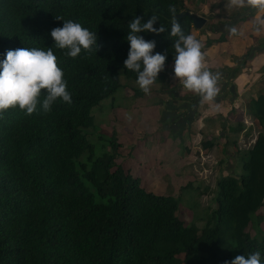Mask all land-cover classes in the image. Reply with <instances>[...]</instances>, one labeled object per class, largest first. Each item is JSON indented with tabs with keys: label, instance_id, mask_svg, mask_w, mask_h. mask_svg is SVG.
<instances>
[{
	"label": "trees",
	"instance_id": "16d2710c",
	"mask_svg": "<svg viewBox=\"0 0 264 264\" xmlns=\"http://www.w3.org/2000/svg\"><path fill=\"white\" fill-rule=\"evenodd\" d=\"M186 3L0 0V62L9 50L52 47L72 96L71 104L58 98L45 113L42 90L32 115L18 106L0 112V264H231L236 256L247 258L256 251L264 264V230L258 238L246 232L264 205L261 96L246 106L256 121L255 139L249 148L234 152L239 172L216 181L214 209L200 228L176 217L178 199L145 191L115 165V140H107V153L97 156L86 139L90 110L112 98L120 87L118 76L137 80L136 73L124 68L129 23L136 17L147 23L156 14L154 27L166 31L138 35L155 42L153 54L166 56L164 68H174L176 38L170 35L168 9L175 6L176 16L187 10ZM55 17L96 33V52L82 49L71 58L66 49L56 48L50 33L63 21ZM177 19L190 34L191 20ZM157 84L168 86L164 70ZM240 127L228 131L234 136Z\"/></svg>",
	"mask_w": 264,
	"mask_h": 264
},
{
	"label": "rangeland",
	"instance_id": "374dc122",
	"mask_svg": "<svg viewBox=\"0 0 264 264\" xmlns=\"http://www.w3.org/2000/svg\"><path fill=\"white\" fill-rule=\"evenodd\" d=\"M186 1L187 6H196V2L188 4L189 0ZM226 75L218 82L221 94L217 97L222 95L221 83H230L228 73ZM171 81L173 91L180 93L178 85L182 83L176 79ZM118 83L120 87L112 98L90 110L92 125L84 130L87 142L98 156L107 153V140H115L119 145L115 165L140 182L145 191L178 199L176 217L184 225L193 222L200 228L214 209L216 181L231 171L232 174L239 172L233 162L238 149L232 144L239 133L235 136L228 133L227 139L221 140L218 129L225 120L221 116L209 127L203 121L198 122L206 109L200 104L198 94L192 99H181L178 94L172 96L167 85L158 84H153L150 94H145L136 82L122 76H118ZM126 114L131 116L130 121ZM233 120L246 127V132L257 129L254 122L246 118L243 122L241 116L240 120L239 117ZM246 132L242 135L249 136ZM242 142L238 144L239 150H243ZM255 217L259 218L258 223ZM255 217L246 232L258 238L259 232L264 230V205Z\"/></svg>",
	"mask_w": 264,
	"mask_h": 264
},
{
	"label": "clouds",
	"instance_id": "9594fccd",
	"mask_svg": "<svg viewBox=\"0 0 264 264\" xmlns=\"http://www.w3.org/2000/svg\"><path fill=\"white\" fill-rule=\"evenodd\" d=\"M228 7L256 10L257 15L252 21L253 30L256 35L264 33V0H228ZM168 10L172 14L170 35L176 38L173 43L174 78L185 89L201 96L204 102L215 104L220 91L218 82L221 75L207 69L202 52L204 45L194 35L184 33L175 16V6L170 5ZM55 18L63 21L60 17ZM158 19L153 14L147 23L142 24L141 18H134L128 25L130 31L126 36L130 49L124 68L137 74L136 83L145 94H150L151 86L163 71L166 56L161 53L153 54L155 42L146 41L138 34L148 32L160 35L165 32L166 28L162 25L154 27ZM228 31L230 35H238L234 26ZM50 35L55 47L66 49V54L71 58L77 57L82 49L91 53L98 48L96 33L72 20L63 21V26L51 30ZM42 90L46 92L42 102L45 113L51 110L58 98L64 103H72L64 72L58 66L52 47L46 50L24 47L7 51L5 59L0 62V112L18 106L26 115H32L40 102ZM126 119L130 121L131 116L126 114ZM231 264H261V254L256 251L247 258L238 255Z\"/></svg>",
	"mask_w": 264,
	"mask_h": 264
},
{
	"label": "crops",
	"instance_id": "0c3cea01",
	"mask_svg": "<svg viewBox=\"0 0 264 264\" xmlns=\"http://www.w3.org/2000/svg\"><path fill=\"white\" fill-rule=\"evenodd\" d=\"M193 2H196V6L186 5L187 10L190 14L205 19V23L199 30H191L190 34L204 45L202 52L205 56L206 67L214 74L220 73L221 79L227 73L230 78L229 85H226L225 81L221 83L222 95L216 97L215 104L204 102L201 97L200 104L205 105L206 109L204 115L199 116L198 122L203 121L209 127L214 125V121L219 116L224 118L225 120L221 122L223 125H220L218 129L221 140L227 139L228 130L239 124L241 126L238 132L239 138H236L235 145H233L239 150L238 144L243 140L242 148L245 150L253 143L256 135L254 132L257 133V129L250 133L246 132V127L233 119L239 117L240 120L241 116L243 122L246 118L255 124L256 121L246 110L247 104L261 96L264 107V33L256 35L252 24L257 12L254 9L230 10L228 0H189L188 4ZM233 26L237 29L238 35L229 34L228 29ZM235 67L237 70H230ZM169 69L172 70L167 73ZM163 70L166 71L168 89L173 92L174 96L178 94L183 97L181 99H192L196 95L181 84L178 85L181 92L175 93L171 87V79L175 80L173 68L168 66ZM245 132L249 136H243Z\"/></svg>",
	"mask_w": 264,
	"mask_h": 264
},
{
	"label": "water",
	"instance_id": "95a60500",
	"mask_svg": "<svg viewBox=\"0 0 264 264\" xmlns=\"http://www.w3.org/2000/svg\"><path fill=\"white\" fill-rule=\"evenodd\" d=\"M180 17H188L191 20V27L195 30H199L205 23V19H203L200 16L192 15L187 10L176 15V18H180Z\"/></svg>",
	"mask_w": 264,
	"mask_h": 264
}]
</instances>
